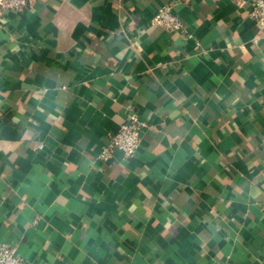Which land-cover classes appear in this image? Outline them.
Segmentation results:
<instances>
[{"label":"crops","instance_id":"1","mask_svg":"<svg viewBox=\"0 0 264 264\" xmlns=\"http://www.w3.org/2000/svg\"><path fill=\"white\" fill-rule=\"evenodd\" d=\"M169 4L192 37L152 22ZM250 0H30L0 13V241L24 264H264V40ZM134 155L99 158L128 112Z\"/></svg>","mask_w":264,"mask_h":264},{"label":"built area","instance_id":"2","mask_svg":"<svg viewBox=\"0 0 264 264\" xmlns=\"http://www.w3.org/2000/svg\"><path fill=\"white\" fill-rule=\"evenodd\" d=\"M250 2L249 15L257 27L253 40L257 42L264 40V0H250ZM29 3L30 0H0V13L5 10L22 11L28 7ZM152 22L168 31H180L186 37H192V33L186 29L181 17L172 10L169 4H162L155 9ZM146 126V120L141 118L136 111L130 110L119 127L108 133V141L103 146L99 158L106 161L113 156L116 150H121L125 157L134 155ZM0 264H24V259L14 245L0 241ZM218 264L233 263L224 259Z\"/></svg>","mask_w":264,"mask_h":264}]
</instances>
